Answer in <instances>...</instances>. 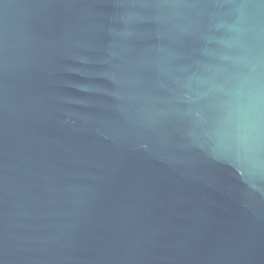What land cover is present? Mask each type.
I'll use <instances>...</instances> for the list:
<instances>
[{"label":"water","instance_id":"water-1","mask_svg":"<svg viewBox=\"0 0 264 264\" xmlns=\"http://www.w3.org/2000/svg\"><path fill=\"white\" fill-rule=\"evenodd\" d=\"M0 264H264V0H0Z\"/></svg>","mask_w":264,"mask_h":264}]
</instances>
